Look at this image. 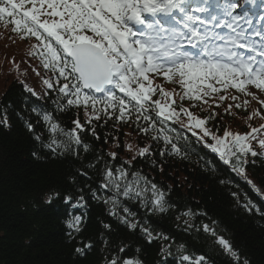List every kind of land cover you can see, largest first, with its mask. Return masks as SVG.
Wrapping results in <instances>:
<instances>
[{
	"label": "trees",
	"instance_id": "16d2710c",
	"mask_svg": "<svg viewBox=\"0 0 264 264\" xmlns=\"http://www.w3.org/2000/svg\"><path fill=\"white\" fill-rule=\"evenodd\" d=\"M0 27L5 48L17 37L26 45L25 53L30 51L32 57L38 51L33 37L21 39L11 25ZM3 54L0 57L16 56ZM21 62L14 68L19 78L0 77V264H111L113 259L117 264L129 259L134 264H187L182 255H203L208 264H264V156L241 157L245 175H240L205 146L213 141L201 140L200 129L182 126L181 121L188 123L184 113L176 123L169 122L174 131L166 133L181 149L179 155L163 139H153L156 129L142 132L146 122L141 119L138 126L135 115L124 122L116 119L118 112L111 118L101 112L89 123L83 107L67 106L51 71L43 68L37 74ZM220 96L205 97L206 103L181 101L175 94L172 99H177V110L182 103L219 137L225 130L245 134L249 125L264 124V105L260 104L263 113L254 115L241 98ZM45 114L65 132L75 129L73 121L78 119L83 126V131L77 130L81 143L58 133L57 140L66 147L55 152L46 147L51 133ZM252 145L259 153L256 141ZM142 148L148 149L144 156L138 155ZM118 168L128 173L118 181L119 192L112 185L102 187L106 172L118 175ZM133 174L140 188L157 186L165 211L153 210L150 190L143 194V204L140 198L123 196L126 183L136 186ZM112 200L117 201L115 207ZM76 217L79 231L68 226ZM121 218L137 227L130 228ZM204 225L226 239L238 259L225 253ZM142 229L151 232V241Z\"/></svg>",
	"mask_w": 264,
	"mask_h": 264
},
{
	"label": "snow or ice",
	"instance_id": "6c2138e0",
	"mask_svg": "<svg viewBox=\"0 0 264 264\" xmlns=\"http://www.w3.org/2000/svg\"><path fill=\"white\" fill-rule=\"evenodd\" d=\"M245 4L253 7H245ZM245 4L237 0H0V24L11 25V31L21 34V39L34 37L39 42L33 45L38 49L33 54L40 58L44 69L56 77L57 90L66 99L67 106L83 107L89 123L99 119L101 112L109 118L118 112L116 119L124 122L135 115L138 126L141 119L146 122V126L140 128L142 132L156 129L153 139H163L166 145H171V152L179 155L181 149L166 133L174 131L169 122L176 123L184 113L188 123L181 121L182 126L190 131L200 129L201 140L209 137L214 141L205 142V146L244 176L241 157L264 156V132H261L264 124L259 128L251 127L245 134L225 130L223 137H219L204 127L205 121L193 116L182 103L177 110L172 97L175 94L181 101L206 103L205 97L229 88L252 95L248 92L249 86L264 93V0L259 4L256 0H245ZM161 77L165 83L178 85L180 92L175 88L166 91L162 84L155 83ZM44 83L48 88L53 87L50 80ZM157 95L159 99L153 100ZM219 98L225 99L224 96ZM253 99L257 97L253 95ZM162 100L165 103L162 104ZM260 103L264 105V101ZM43 119L51 133L50 142L45 146L53 152L66 147L57 140L58 133L67 136L70 142L81 143L77 130L83 131V126L78 119L73 121L75 129L68 132L49 115L45 114ZM192 134L197 135L195 131ZM252 141H256L259 153L254 150ZM147 152V148H142L138 155L144 156ZM116 173L118 175L109 169L102 187L112 185L119 192L118 181L126 179L128 173L119 168ZM133 179L135 188L126 183L123 196L140 198L143 204V194L150 190L153 210L165 211L163 194L157 192V186L140 188L135 174ZM112 204L115 207L117 201L112 200ZM124 211L127 213L128 209ZM79 219L76 217L75 222H70L69 228L79 231ZM121 219L130 228L137 227ZM142 231L151 241V232ZM204 231L216 236L215 242L225 253L238 259L226 239L217 236L208 225H204ZM181 260L187 264H208L203 255L195 259L182 255ZM111 264H117L116 260ZM123 264H134V261L124 260Z\"/></svg>",
	"mask_w": 264,
	"mask_h": 264
},
{
	"label": "rangeland",
	"instance_id": "374dc122",
	"mask_svg": "<svg viewBox=\"0 0 264 264\" xmlns=\"http://www.w3.org/2000/svg\"><path fill=\"white\" fill-rule=\"evenodd\" d=\"M238 3H242V1L237 0ZM0 34L3 35L5 34V31H3L2 27H0ZM34 38V37H33ZM35 39V38H34ZM36 40V39H35ZM12 44H10L11 46H8L5 48L4 44H2V40L0 39V55H4L3 53H5L8 57V55L10 57H13L11 54H15L16 56L15 59L14 58H3L0 57V77L2 80H4L5 78L10 77L11 75L16 76L17 78H19V73L17 69L15 67V62L17 63L18 61L21 62V59L23 60L24 63L27 64V67H33L35 68V72L37 74H39V70L43 69V65L41 63L40 58L37 55H33L32 57L30 56V51L29 53H25L24 51L26 50V45L24 44V42H22L21 40H19L17 37L13 39V42L11 41ZM39 42L37 41L36 45H38ZM22 54H24L22 56ZM10 59V61H9ZM14 59V62H11V60ZM16 60V61H15ZM22 63V62H21ZM26 67V66H25ZM14 71V72H11ZM20 73H22L20 71ZM28 73V77L31 79H36L34 76L30 75L29 72ZM23 74V73H22ZM161 80H156L155 83L158 84H162L163 87L165 88L166 91H171L170 89L174 86L173 84H164L162 83L163 79L160 78ZM179 87L178 85H175L174 87L176 88ZM224 92V91H222ZM226 92H228V95H230V93L232 95H234V97H238L241 98L244 102L247 101L249 106H250V110L254 113L258 112L259 114L263 113L262 108L260 107V101H264V93L260 92L259 90L255 89L252 86L248 87V92L251 93L252 95H245L242 92H238L235 89L229 88ZM253 95L257 97V99H253ZM177 101V99L175 100ZM184 107V106H183ZM185 108V107H184ZM264 116V114L262 115ZM237 132H234L233 134H236ZM214 143V141H213Z\"/></svg>",
	"mask_w": 264,
	"mask_h": 264
}]
</instances>
